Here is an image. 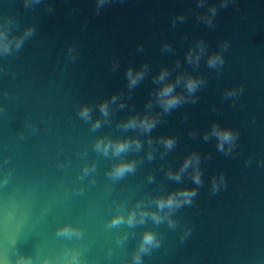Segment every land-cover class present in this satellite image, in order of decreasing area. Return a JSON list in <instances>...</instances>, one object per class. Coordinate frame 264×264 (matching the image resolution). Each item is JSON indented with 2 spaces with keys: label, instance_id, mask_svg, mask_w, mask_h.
I'll list each match as a JSON object with an SVG mask.
<instances>
[{
  "label": "water",
  "instance_id": "obj_1",
  "mask_svg": "<svg viewBox=\"0 0 264 264\" xmlns=\"http://www.w3.org/2000/svg\"><path fill=\"white\" fill-rule=\"evenodd\" d=\"M212 5L218 11L209 26L200 17ZM181 13L185 19L173 25ZM7 17L15 21L10 38L30 26L36 31L19 51L0 54V264H16L20 255L34 264L45 258L68 264L70 252L80 254V264H133L147 230L157 232L161 245L143 264H264V0H229L226 8L221 0H205L203 7L198 0H108L98 13L97 0H41L28 8L24 0H0V21ZM200 39L208 53L229 42L222 67L209 68L206 55L199 67L187 63V51ZM165 43L171 50H163ZM144 63L149 71L129 96L126 71ZM163 67L172 81L180 72L204 78L196 103L162 114L153 77ZM241 86L242 93L225 96ZM176 91L187 95L182 85ZM117 93L110 122L93 131L91 123L103 119L99 103ZM85 104L93 106L91 122L79 117ZM148 111L162 114L149 134L117 126ZM213 123L239 132L231 154L217 150L215 137L203 139ZM169 135L177 143L161 156L159 138ZM101 136H139L143 147L105 157L93 147ZM193 151L201 156L203 184L191 205L173 213L175 228L150 218L131 228L108 226L138 201L152 211L155 197L197 187L191 169L180 182L166 174ZM125 159L139 162L136 171L110 179L106 173ZM221 174L225 184L213 193L212 178ZM65 224L83 229V238L58 236Z\"/></svg>",
  "mask_w": 264,
  "mask_h": 264
},
{
  "label": "clouds",
  "instance_id": "obj_2",
  "mask_svg": "<svg viewBox=\"0 0 264 264\" xmlns=\"http://www.w3.org/2000/svg\"><path fill=\"white\" fill-rule=\"evenodd\" d=\"M41 0H24L25 8L31 7L35 4H39ZM108 0H97V13L100 8L106 4ZM205 0H198V6L203 7ZM229 0H221V7H227ZM51 11V9H50ZM217 7L212 5L209 8V14L200 17L207 25L213 26L214 17L217 14ZM185 16L183 13L179 14L173 20V25L176 21H183ZM15 21L11 17L5 18L0 21V54L10 55L13 50L19 51L23 46L24 42L34 35L36 29L35 26H30L26 28L22 34L18 36H12L10 38L9 33L11 31V26ZM141 50L143 45H140ZM229 48V42L224 41L220 46V51L208 53V47L203 39L196 42L186 53V61L188 64L194 67H199L201 58L205 55L207 56V65L209 68L222 67L225 63L224 52ZM163 50H171V45L165 43L163 45ZM69 53H73V48H69ZM75 59V55L72 57ZM115 67V65L113 66ZM181 67L180 62L177 61L176 68ZM149 71L148 63H144L139 69H134L129 67L126 71V77L128 81L129 96H131V90L134 89L146 76ZM170 70L168 67H163L158 75L153 77L156 84L160 85L155 90L156 103L162 109V114H169L173 109L177 108L186 102H197V97L195 93L198 88L202 87L206 82L202 76H194L191 73L180 72L174 81L169 80ZM183 86L186 90L187 95L182 92H177V86ZM243 92V86L237 89H229L225 92L226 97L237 96L239 93ZM121 94H113L110 99H105L99 103V112L103 119H96L91 123V129L93 131L102 127L104 123H108L111 120V105L116 104L117 100L120 99ZM120 108L125 107L122 101L119 105ZM147 108L150 110L152 108V101L148 102ZM93 106L85 104L79 109V117L85 122L92 121ZM161 114V115H162ZM161 115H152L150 111L145 112L142 116L137 113L131 115L128 119L121 121L117 126L123 130H139L141 134H149L157 126L161 119ZM35 130V129H34ZM190 135H196L195 133H190ZM239 136L238 131H234L231 128L221 127L218 123H213L210 130L206 131L203 135L205 141L210 140L215 137L217 140V150L224 153L225 155L231 154L233 149L236 147V140ZM159 143L163 145L164 152L161 156L165 155L167 152L171 151L176 143L177 138L175 136H161L159 138ZM148 144H153V139L148 136ZM94 150L97 153L103 154L105 157L110 154L114 157H120L122 154L128 153L130 151L139 152L143 147V142L136 137H125L122 139H113L110 136L99 137L94 145ZM155 158L154 151L150 150L147 153V159L149 161ZM137 160H120L118 163L114 164L113 167L106 173V175L114 180H122L130 173H134L138 166ZM201 156L198 152L193 151L189 154L181 164L178 170L173 171L171 168L167 170V176L169 179L180 182L186 172L191 169L190 175L192 177L193 183L197 187H184L177 189L175 191L169 192L167 195H161L154 198V203L156 205V210L149 211L142 207L143 201H138L136 207L133 208L125 217L123 214H118L113 216L109 222V227H118L121 224L126 223L130 228L135 227L138 223L144 224L149 218L154 224L159 225L165 220L170 228H175L177 226V221L173 218V213L183 207L184 205H191L193 203L194 197L198 194V188L203 184L202 178V168L200 166ZM95 170V165H86L83 169V176L89 175ZM155 180V176L150 174L148 176L149 183ZM8 177H5L4 183H7ZM221 184H225V177L223 174L212 178V192L216 193ZM167 210V211H165ZM190 231V230H189ZM187 233H185L186 235ZM57 235L60 237H66L72 239L73 237L80 239L84 236V231L81 228L73 227L71 224H65L63 227L57 230ZM124 239L122 238L118 242L123 244ZM161 245V239L158 237L157 232L152 230H147L143 233L141 242L139 244L138 250L132 257L133 264H143V259L145 254H150L154 248H159ZM70 258L68 259V264H80V254L78 252H70ZM16 264H34V258L28 255H20L16 259ZM43 264H49L47 258L44 259Z\"/></svg>",
  "mask_w": 264,
  "mask_h": 264
}]
</instances>
